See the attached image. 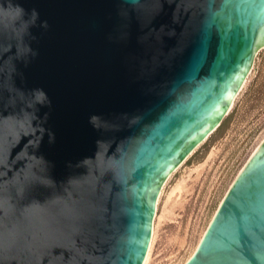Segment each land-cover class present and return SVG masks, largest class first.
Returning <instances> with one entry per match:
<instances>
[{"label":"water","instance_id":"95a60500","mask_svg":"<svg viewBox=\"0 0 264 264\" xmlns=\"http://www.w3.org/2000/svg\"><path fill=\"white\" fill-rule=\"evenodd\" d=\"M263 46L264 0H0V264H142ZM184 264H264V139Z\"/></svg>","mask_w":264,"mask_h":264},{"label":"rangeland","instance_id":"374dc122","mask_svg":"<svg viewBox=\"0 0 264 264\" xmlns=\"http://www.w3.org/2000/svg\"><path fill=\"white\" fill-rule=\"evenodd\" d=\"M263 138L264 48H260L233 109L168 179L155 217V241L148 264L184 262Z\"/></svg>","mask_w":264,"mask_h":264},{"label":"bare ground","instance_id":"6f19581e","mask_svg":"<svg viewBox=\"0 0 264 264\" xmlns=\"http://www.w3.org/2000/svg\"><path fill=\"white\" fill-rule=\"evenodd\" d=\"M260 48H264V46L263 47H260ZM260 48H258V49H260ZM253 67V66H252ZM251 71H252V69L250 70V72H249V74H248V76H245L244 77V79L242 80V82H241V84L239 85V87H238V89L236 90V92L234 93V95H233V97H232V100H231V104L229 105V107H228V109H227V111L225 112V115L227 114H229V112L233 109V106H234V104H235V102H236V99L238 98V96H239V94L241 93V91L243 90V88H244V86H245V84H246V82H247V80H248V77H249V75H250V73H251ZM218 125V126H217ZM221 124L219 123H217L214 127H212L208 132H206L202 137H201V139H199L198 141H197V143L188 151V153L182 158V160L180 161V163L178 164V165H176L174 168H172L168 173H167V175L165 176V178H164V180H163V183H162V185H161V187H160V190H159V192H158V194H157V197H156V199H155V212H154V215H153V218H152V220H151V235H150V240H149V243H148V247H147V250H146V253H145V257H144V259H143V262H142V264H148V262H149V258H150V256H151V250H152V246H153V243H154V239H155V234H156V230H155V217H156V214H157V210H158V205H159V202H160V199H161V196H162V194H163V191H164V188H165V185H166V183H167V181H168V179L171 177V175L177 170V169H179V167L180 166H182V164L193 154V152H195L196 150H197V148L201 145V144H203V142H205L217 129H218V127L220 126ZM264 139V138H263ZM262 142V141H261ZM260 142V143H261ZM259 143V144H260ZM258 144V145H259ZM258 145H257V147H258ZM256 147V148H257ZM255 148V149H256ZM255 149H254V151H255ZM253 151V152H254ZM253 154V153H252ZM251 154V155H252ZM250 155V156H251ZM249 156V157H250ZM248 160V159H247ZM246 163V162H245ZM245 165V164H244ZM244 165H243V167H244ZM242 167V168H243ZM241 168V169H242ZM241 171V170H240ZM239 171V172H240ZM238 175V174H237ZM236 178V177H235ZM234 181V180H233ZM232 184V183H231ZM229 189V188H228ZM226 194V193H225ZM222 199H223V197H222ZM222 199L220 200V202H219V204L221 203V201H222ZM219 204L216 206V209H215V211H214V213H213V215L211 216V218H210V220H209V222H208V224L210 223V221H211V219L213 218V216H214V214L216 213V210H217V208H218V206H219ZM211 213V212H210ZM208 224H207V226H208ZM207 226L205 227V229L203 230V233H202V235L200 236V238H199V241L197 242V244H196V246L192 249V252H190V255L184 260V262L182 263V264H184L192 255H193V253L195 252V250H196V248H197V246H198V244H199V242H200V240H201V238H202V236H203V234H204V232H205V230H206V228H207ZM195 245V244H194ZM176 263V262H175ZM178 263V262H177ZM176 263V264H177Z\"/></svg>","mask_w":264,"mask_h":264}]
</instances>
